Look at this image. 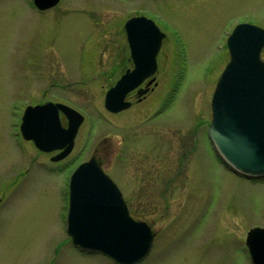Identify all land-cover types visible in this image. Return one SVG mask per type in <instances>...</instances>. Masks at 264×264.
Instances as JSON below:
<instances>
[{
	"label": "rangeland",
	"instance_id": "374dc122",
	"mask_svg": "<svg viewBox=\"0 0 264 264\" xmlns=\"http://www.w3.org/2000/svg\"><path fill=\"white\" fill-rule=\"evenodd\" d=\"M135 15L165 34L157 73L140 104L109 113L104 95L130 66L124 24ZM242 22L264 29V0H61L45 12L0 0V264H115L66 233L69 175L91 158L155 232L140 264H251L244 242L264 227V178L228 170L208 136L226 39ZM47 101L84 117L57 164L18 130L24 108Z\"/></svg>",
	"mask_w": 264,
	"mask_h": 264
},
{
	"label": "water",
	"instance_id": "95a60500",
	"mask_svg": "<svg viewBox=\"0 0 264 264\" xmlns=\"http://www.w3.org/2000/svg\"><path fill=\"white\" fill-rule=\"evenodd\" d=\"M60 0H33L38 10H47ZM127 40L135 69L110 89L105 108L119 112L128 103L127 92L136 88L156 69V56L164 34L145 17L125 23ZM239 37V38H238ZM230 61L222 72L211 99L209 137L222 161L247 178L264 177V30L251 24L237 25L227 39ZM68 120L60 124L58 111ZM83 117L62 105L46 103L27 107L20 131L41 151L72 149ZM66 233L82 252L101 253L116 264H138L150 252L155 233L127 211L117 186L90 159L78 166L70 177ZM252 264H264V228H253L245 239Z\"/></svg>",
	"mask_w": 264,
	"mask_h": 264
},
{
	"label": "flooded vegetation",
	"instance_id": "af4514ba",
	"mask_svg": "<svg viewBox=\"0 0 264 264\" xmlns=\"http://www.w3.org/2000/svg\"><path fill=\"white\" fill-rule=\"evenodd\" d=\"M127 47H128V44H127ZM128 51H129V47H128ZM129 56H130V52H129ZM129 59V62H130V66H128V67H126L125 69H124V72L123 73H125L126 71H131L132 69H133V62H132V59H131V57H129L128 58ZM123 73H121V75L123 74ZM120 75V76H121ZM150 81H151V78H148V79H145L144 81H143V83L137 88V89H135V90H133V91H131L130 93H128L127 95H126V98H125V100L130 104V106L126 109V110H128V109H130V108H133V107H135L136 105H138V104H140L141 103V101L151 92V90H152V84H150ZM154 85V84H153ZM138 90H145L146 92H145V94L144 95H141V96H138L137 95V91ZM125 110V111H126ZM186 138L185 137H182L181 138V142H180V144L182 145V146H186ZM194 143V142H193ZM153 144H155V143H153ZM161 144H162V142H158V143H156L155 145H156V147L157 148H162L161 147ZM164 144V143H163ZM185 144V145H184ZM172 148V147H171ZM60 153V151H54V152H51V153H43V154H46V155H49L50 157H49V159H50V162L52 163V164H57V163H59L60 161H62V160H58V161H54L53 160V158H55L58 154ZM186 153V152H185ZM185 153H183L184 155H185ZM187 154V153H186ZM64 160V159H63ZM95 160H96V158H95ZM97 161V160H96ZM176 178V173H174L171 177H169V178H167V179H165V182H166V184L168 185V184H173V182L176 180L175 179ZM170 187V186H169ZM168 187V188H169ZM126 203V202H125Z\"/></svg>",
	"mask_w": 264,
	"mask_h": 264
},
{
	"label": "snow or ice",
	"instance_id": "6c2138e0",
	"mask_svg": "<svg viewBox=\"0 0 264 264\" xmlns=\"http://www.w3.org/2000/svg\"><path fill=\"white\" fill-rule=\"evenodd\" d=\"M239 38V37H238Z\"/></svg>",
	"mask_w": 264,
	"mask_h": 264
}]
</instances>
